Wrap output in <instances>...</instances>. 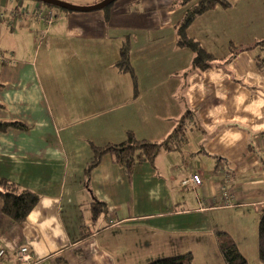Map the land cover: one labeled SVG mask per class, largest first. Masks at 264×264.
<instances>
[{
  "label": "crops",
  "instance_id": "crops-1",
  "mask_svg": "<svg viewBox=\"0 0 264 264\" xmlns=\"http://www.w3.org/2000/svg\"><path fill=\"white\" fill-rule=\"evenodd\" d=\"M231 2L187 26L214 57L201 70L179 44L193 11L174 1L130 0L112 13L0 0V48L12 52L0 58V121L26 126L0 131V181L39 196L23 223L3 213L0 196V264H19L23 245L35 264H144L186 252L193 264H226L217 231L248 257L253 228L249 238L241 214L253 208L256 227L264 212V0ZM126 41L136 83L116 65ZM179 125L177 148L131 169L106 154L87 180L93 146L129 131L162 141ZM95 201L105 205L97 215Z\"/></svg>",
  "mask_w": 264,
  "mask_h": 264
},
{
  "label": "trees",
  "instance_id": "trees-1",
  "mask_svg": "<svg viewBox=\"0 0 264 264\" xmlns=\"http://www.w3.org/2000/svg\"><path fill=\"white\" fill-rule=\"evenodd\" d=\"M36 1V0H35ZM183 3L192 0H180ZM232 0H196L193 15H191L179 29V44L190 47L195 53L194 67L201 70L210 67L214 60L211 53L207 52L201 44L194 38L187 34V26L192 21L194 15L203 13L216 6L228 7L231 5ZM40 2V1H37ZM42 3V2H41ZM45 4V3H43ZM113 4V3H112ZM105 7L108 9L112 6ZM47 5V4H46ZM53 7L52 5H48ZM66 10V9H63ZM69 11V10H66ZM260 47L262 54L257 56L258 66L264 68V39L257 43ZM130 43L126 41L121 49L120 59L117 62V67L123 72L130 73L136 83V76L130 61ZM15 126L18 128H26L25 124L20 121H0V131ZM181 125L175 129L174 133L162 141H152L148 139H138L134 132L129 131L127 138L120 143H107L103 146L92 147V158L87 164L85 169L87 180L90 177L92 170L99 164L102 157L110 154L114 157L117 163L131 169L137 162L150 161L153 162L156 156L163 149H172L180 146L182 134H179ZM172 140V141H171ZM173 142V143H172ZM0 196L3 200L2 211L9 216L14 222L23 223L30 211L34 208L39 200L38 194L29 190H21L13 183L2 180L0 181ZM104 203L95 201L93 203L94 215H97L101 210H104ZM218 247L226 264H249L248 259L240 251L236 241L233 237L225 231L216 232ZM258 252L260 264H264V212L261 214L258 223ZM193 254L186 252L172 256L162 257L144 264H193Z\"/></svg>",
  "mask_w": 264,
  "mask_h": 264
},
{
  "label": "rangeland",
  "instance_id": "rangeland-1",
  "mask_svg": "<svg viewBox=\"0 0 264 264\" xmlns=\"http://www.w3.org/2000/svg\"><path fill=\"white\" fill-rule=\"evenodd\" d=\"M25 1H28V3H31V2L34 3L35 0H25ZM62 1L69 2V1H66V0H62ZM100 1L101 0H98V1H96V3L100 2ZM129 1L128 0H116L114 2V5L112 4V9H111L112 13H116L118 11H122V9L125 8V7H130V5L128 3ZM163 1H172V2L174 1V2H176V4H178V5L181 6L180 9H182L183 11H187L189 9L190 10H193L194 9V6H195V3H196V0H192V1L187 2V3H183L180 0H163ZM84 2H89L90 4H87V3H84ZM92 2H94V1L93 0H79V1H76V3L71 2V1L69 3L74 4V5H80V6H86V5L96 4V3H92ZM136 5H139V3H136ZM139 6L142 7L143 5L140 4ZM53 7L56 10H60L61 9L60 7H57V6H53ZM132 7H133V9L138 8L136 6H132ZM153 7H155V5H153ZM21 9H25V11L27 10L26 8H21ZM100 11H102V9ZM27 13H28V10H27L26 14ZM151 16L152 17H148V19L145 20V22L148 23L149 20H150V18H151L150 21L152 23V26H154V24L156 22V19H155V16H154L153 13L151 14ZM140 23L141 22H139V24ZM263 24H264V22H263ZM11 54H12L11 51H6V50H3L2 48H0V56H9ZM248 209H249L248 211H245L243 214H241V215L245 216V219L243 221H244L245 225H248L247 230L249 231V238L251 237L250 231L253 228L252 229L253 237H252V239L247 244V249H246V252H247V255H248L247 258H248L249 264H260V258H259V252H258V243H257V238H258V225H256V227H255V224H253L256 219H254L255 216H254V213L251 210H254V209L253 208H248ZM260 216H261V214L259 215V218H260ZM237 217H239V216H236L235 218H237ZM259 218H258V221H257L258 223H259ZM250 245H253V248H250ZM159 258H162V257H159ZM155 259H158V258H154V259H152V258L150 259L149 258V260L147 262H150V261L155 260ZM222 259H223V256H222Z\"/></svg>",
  "mask_w": 264,
  "mask_h": 264
},
{
  "label": "built area",
  "instance_id": "built-area-1",
  "mask_svg": "<svg viewBox=\"0 0 264 264\" xmlns=\"http://www.w3.org/2000/svg\"><path fill=\"white\" fill-rule=\"evenodd\" d=\"M26 12H27V10L25 11V9H21V11H20L21 15L26 14ZM43 18L48 22H52L55 18L53 10L50 9V10L46 11ZM0 57H3V56H0ZM191 180L195 184H201L203 181L201 176L198 173H193L191 175ZM225 204H227V202ZM4 254H5V248L0 246V259L4 256ZM16 255H17V260H18L19 264H35L34 259L32 257L31 249H30V247H28L26 245L19 247L17 249Z\"/></svg>",
  "mask_w": 264,
  "mask_h": 264
},
{
  "label": "water",
  "instance_id": "water-1",
  "mask_svg": "<svg viewBox=\"0 0 264 264\" xmlns=\"http://www.w3.org/2000/svg\"><path fill=\"white\" fill-rule=\"evenodd\" d=\"M36 1H40L42 3L52 5V6H57L62 9H66L70 11L89 12V11L104 9L105 7L114 3L116 0H101L100 2L96 4L86 5V6L74 5V4H71L69 2H65L62 0H36Z\"/></svg>",
  "mask_w": 264,
  "mask_h": 264
}]
</instances>
